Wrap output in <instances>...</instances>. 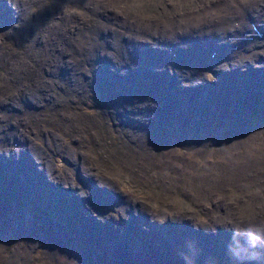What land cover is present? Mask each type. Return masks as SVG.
Here are the masks:
<instances>
[{"label":"bare ground","instance_id":"1","mask_svg":"<svg viewBox=\"0 0 264 264\" xmlns=\"http://www.w3.org/2000/svg\"><path fill=\"white\" fill-rule=\"evenodd\" d=\"M36 1L0 0V35L14 40L9 42L10 46L4 52L1 51L0 46V133L4 132V127H10L7 136L12 138L15 134L14 141L11 143L0 140V216L4 215V190L9 191L15 199L20 192H25L27 193L25 199L30 200L25 211L36 213L38 216L33 218L31 223H36L33 226L38 229L40 225H56L49 230L48 235H43V239L47 241H42L50 244L52 243L50 236L61 239L66 235L65 228L70 224H65L63 222L65 219L71 221L69 229L72 232H80L83 229L82 226L89 225L94 233L89 246L96 245L98 248L88 250L83 257L91 252H101L98 261L102 264V261L107 260L118 264H160L162 260L170 261L171 264H214L215 262L227 264L225 259L232 253L250 256L253 260L251 264H264V245L248 233L249 228L246 225L250 221L244 218L245 214L249 213L253 221L259 224V213L261 211L264 213V188L258 187L251 177H247L243 172L227 171L224 182L209 191L203 204L195 200L191 201L192 198L185 192H182L179 197H170L172 204L184 206L182 210L184 213L181 214L182 211L177 207L155 208L151 203L142 200L144 199L141 196L142 189H139L137 184H139L138 179L144 180L143 176L131 175L127 170L116 165L119 162L128 163L131 168L133 163L140 166L147 165L145 171L138 169V172H142V175L147 177L152 173L156 176L162 170L160 180L164 184L170 175H175L176 179H179L187 173L183 162L179 159L180 155L172 153L174 158H170L164 152L181 149L180 144L187 142L188 144L183 147L184 152L188 154L185 155L188 160L194 159L195 154L204 149L208 151L206 159H198L199 169L190 172L196 185H201L222 179L223 175L218 172L222 171L226 165L227 153V163H230L233 170L241 167L239 162H242L245 154L248 158L256 159L263 155L260 148L251 150L255 146L251 148L247 144L243 145L245 142L242 141L243 138L248 141L254 138L256 133L252 128L244 131L242 135H236L233 139L229 138L222 147L217 148H214L211 141L223 138V135H218L220 128L212 132L210 128L212 126L204 128V131L211 135L208 137L204 134L206 139L202 137L204 139L199 140L194 137L196 133L190 132V136L181 134L174 138L167 137L170 138L168 144L158 142L154 150V153L159 154L157 158L154 153L152 156L151 146L147 148L148 143L152 145L154 144L152 142L158 138L156 129L163 128L170 135L173 129H199L204 121L210 122L216 118L217 110L227 115L229 109H225L223 104L228 103L227 106H229L230 100L233 99L232 92L237 101L251 102V96L239 82L246 87L255 86V79L250 77L251 68L264 67V45L261 44L264 35L259 38L252 32L253 25L264 29L262 0H225L226 5L223 3L218 6L219 0H175L171 4H167L164 0H150L148 4L145 2L137 4V0H124L126 12L122 14L126 15L125 19L113 13L107 17L104 12L102 14L98 11L101 8L99 5L92 13L90 21H85L83 25H74V20L65 22L59 34L62 35L64 31L68 33L56 38L55 42L52 41V37L44 36L46 33L56 32L51 28L57 29L48 19H44L41 25L37 19L30 21L35 18L32 13L26 16L25 22L20 18L22 9L29 8V5L40 18L45 17L41 13L51 5L52 0ZM21 4L23 5L20 6ZM58 8L61 9V7ZM63 9L65 8L62 7L60 15L58 14L55 20L51 21L60 22L62 15L68 11L67 8L66 11ZM166 9L187 10V12L159 15L160 11L164 13ZM201 9H205L206 12ZM245 10H247L246 13H244ZM27 12L28 9L26 15ZM84 15L85 13L81 16ZM115 20L123 22V26H118L122 29L120 33L107 28V25ZM213 32H219V34L214 35ZM42 38L49 42L43 44ZM146 39H148L147 42ZM69 42L71 45L68 46ZM162 44L169 52L166 53ZM106 45L111 50L112 58L104 51ZM20 48L23 50V55L16 58L14 62L25 64V67L19 69L29 67L26 64L32 65L30 60H33L41 70L38 73L32 65L34 78L29 79L28 82L31 84L30 95L34 96L25 106L16 102L15 96L9 95V90L1 86L3 75L9 69L6 66L9 64L8 58L18 53L17 49ZM242 48L244 50L240 52ZM66 50L67 54H65ZM205 52H208V56L204 54ZM216 53L221 54V61H218L219 58L216 59ZM2 56L6 58L1 59ZM127 57H136L152 64L146 65L140 62L143 64L142 69L133 67V64L125 69L118 68L117 64ZM180 58L179 67L182 68L180 77L171 78L167 73H172L170 68H173V65V71H175L177 65L175 60ZM194 60L197 61L200 71L194 69ZM199 60H206L212 65ZM250 61L258 66H251ZM226 64H233L229 70L235 72L239 82L213 67L214 65L219 70L227 71L224 68ZM240 65L244 66L240 67ZM167 66L168 70L164 73L163 69L166 70ZM206 68L213 70L215 74L213 78L206 76V70L204 71ZM39 76L44 78L49 87L47 90ZM221 76L231 81H222ZM132 77L136 80L134 83L131 80ZM106 82H109L110 89H106ZM161 82L163 86L160 85ZM18 86L15 84V87ZM233 87L238 90V93L234 92ZM128 91L139 95L136 102H124L119 98L120 95L126 99ZM145 95L149 97L141 100ZM190 98L198 101L193 108L188 106ZM7 99L10 100L11 108L14 110H17L16 107L20 105V111L15 113V111L6 110L4 103ZM101 99L104 100L103 107L100 104ZM237 101L234 100V102ZM111 102H117L116 105L120 107V110L114 109L110 105ZM145 104L163 108L166 111L162 115L174 113L172 116L169 115V120H174L175 125L168 128L172 122L162 119L161 125H158L157 115L152 110L147 111V116H144L146 110L140 107ZM65 105L69 113L62 111ZM125 107H128L130 111L132 109L136 111L131 119L128 118V110ZM77 108L79 112H76ZM200 108L201 113H199ZM103 109L107 111L104 113L103 120H106L109 128L108 135L104 133L105 127L101 124L99 126L97 122L102 118ZM21 111L25 114L22 115ZM85 114L88 116L83 120ZM164 118L167 119V116ZM115 119L119 120L121 125L117 124ZM76 121L80 123V128L89 132L88 142L81 140L80 136L76 138L74 132L72 134L75 140L74 138L70 140L71 135L68 132L79 125ZM262 127L264 132L263 124ZM53 128L65 132L61 135L60 142L70 140L66 146L61 145L56 148L57 132H53ZM123 129L129 141L140 142L139 145L129 144L137 148L139 152L133 155L121 154L118 149H114L116 141L110 137L109 131L117 134L123 132ZM93 132L97 134L94 135ZM96 136H99V142L91 146L90 141ZM78 142L83 147L79 146ZM105 142L108 148L105 151L107 153L105 159L102 160L104 154H100L96 149H100L98 146ZM170 144H174L175 147L169 146ZM251 144L253 145L252 142ZM46 148L49 151H46ZM82 148L84 154L79 155ZM220 150L226 153L224 158H213L212 152ZM239 150H244V153L239 154ZM128 158L131 159L132 164L129 163ZM207 160L216 161V167L209 165ZM105 162L108 164L105 165ZM109 164L111 165L108 166ZM112 165L115 167L112 168ZM63 170L66 171L63 173ZM79 170L83 171V176L80 174L81 178L75 175L79 174ZM104 171L110 175V178L103 176ZM67 172H71L70 179ZM113 175L126 179L123 182L115 180L117 192L113 190L115 192L113 193L105 188L91 186L103 180L107 181L112 188L114 187L111 180ZM147 177L144 180L146 182ZM152 177L151 175L149 178L150 182ZM71 181L75 184L72 185ZM188 184L193 185L191 181H188L186 185ZM236 185L241 188L236 189ZM185 188L186 186L181 191ZM84 189L88 190L89 199L80 194L84 193ZM77 198H81L82 202L74 208ZM210 208H216L217 211H211ZM115 210L116 215L112 218L115 219L116 226H107L111 222L110 214ZM78 214L81 216L80 220H77ZM23 218V216L16 218L15 225L8 234L9 239L20 236L17 229L19 224L25 229L29 228L28 225L21 223ZM155 218L159 220L155 221ZM81 220L84 221L81 222ZM27 221H30V218H27ZM261 230L257 228L255 232L264 241V230L262 232ZM2 236L0 222V240ZM242 237L245 240L240 244L238 238L242 239ZM245 241L249 244L246 247ZM104 243L108 244L101 246ZM34 247L36 251L47 250V247H42V244ZM253 249L259 252L261 260L258 259V255H255ZM18 250L16 257L11 256L7 261L9 264H18L21 260V253ZM107 255L110 256L107 257ZM104 257L106 259H103ZM230 264H239V262L232 259Z\"/></svg>","mask_w":264,"mask_h":264},{"label":"rangeland","instance_id":"2","mask_svg":"<svg viewBox=\"0 0 264 264\" xmlns=\"http://www.w3.org/2000/svg\"><path fill=\"white\" fill-rule=\"evenodd\" d=\"M19 1L22 2V0H19ZM33 1L37 2L36 0H33ZM154 1H159V0H154ZM164 1L167 4H171V2L175 1V0H164ZM142 2H145L146 4H148L150 2V0H137V4L142 3ZM225 2H226L225 0H219V1H217V6L220 5V4H223V3L225 4ZM262 2L264 4V0H262ZM42 4L43 3H41V5ZM22 5L23 4H21L20 6H22ZM99 5H100L101 8H100V10L98 9V11H100L102 14L104 12V14L107 15V17H110L109 14L113 13L116 16H119L121 19H125L126 18V15L122 14V12H126L125 11V6H124V0H99V1L98 0H52L51 5L47 6V8L45 10H43L42 13H41L42 16L43 15L45 16L43 19L40 18L39 15H37V12H34L33 10H31L30 5H29V8L22 9V13L20 14V18H21V20H24V22H25L26 16L28 17V14L32 13V14L35 15V18L30 19V21L32 22V21L37 19L38 22L41 25H43L44 19H48V21L50 23L54 24L57 29H55V27L51 28V29H53L56 32L55 33H46L44 36H48V38L52 37L53 38L52 41L55 42L56 38L63 37V36H65L68 33L67 31H64L62 35L59 34L61 32L62 27L65 24V22L74 20V22H73L74 25L75 24H77V25L82 24L83 25V23L85 21H90V17L92 15V13L94 11H96L95 9H97ZM58 7H61V9H59ZM62 7L65 8V9L66 8L68 9V11L65 14L62 15V17H63L62 20L60 22L56 20V23H55V21H51L52 19L55 20L57 15L60 13V10H62ZM240 7H241V5H240ZM27 9H28V12H27V15H26ZM65 9H63V10H65ZM201 10L205 11V9H201ZM246 11L247 10H245L244 13H246ZM181 12H187V10L166 9V11L164 13L162 11H160L159 15H164V14L174 15V14H179ZM212 12H214V11H212ZM83 13H85V15L81 16ZM154 15H156V13H154ZM33 24L35 25L36 23H33ZM14 25H16V24H14ZM118 26H123V22L115 20L113 22L111 21L107 25V28L110 29V30H114L115 33H120L122 31V29H120ZM248 28H250V23H248ZM213 33H214V35H216L217 33L219 34V32H213ZM0 37H2L0 39V46L2 47L1 51L3 50V52H4V50L5 51L8 50V47L10 46L9 42L10 41H14V40L11 37H4L2 35H0ZM147 41H148V39H146V42ZM48 42H49L48 40H45V38H42V43L43 44H47ZM167 44L170 45V43H167ZM261 44L264 45V40H262ZM69 45H71V42L68 43V46ZM68 46H67V48H68ZM162 47L164 48V44H162ZM164 49H165L166 53L169 52V51H167V47L166 46H165ZM168 50H169V48H168ZM243 50H244L243 48L240 49V52H243ZM17 51H18V53L14 54V55H11L8 58L9 64H6V66H8L9 69H7L6 74L3 75V83H2L1 86L5 90H9V95L15 96L16 102L21 103V104H23L25 106L27 102H31V99L34 96L32 94L30 95V93L32 92L31 89H30L31 88V84L28 82L29 79L34 78L33 66L37 69L38 73H40L41 70L39 69L36 61H33V60H30L33 66L31 64L30 65L26 64V66H29V67L24 68V69H19V68L25 67L24 66L25 64H20V63H15L14 62L16 58H18V57L23 55L22 48L17 49ZM104 51H106L108 56H111V58H112L111 50L108 48L107 45L105 46ZM67 53H68V51L66 50L65 54H67ZM204 54L206 56H208V52H205ZM187 56L190 57V55H187ZM5 58H6L5 56L1 57V59H5ZM75 58L78 59V57H75ZM25 59H28V57H25ZM216 59H218V61H221L222 60L221 59V54L216 53ZM195 60L193 62V65H194V69L196 70V69H198V67H197V61H195ZM82 61H83V59L80 60V63ZM175 61L177 62V65L175 67V71H173V69H174V65H173V68H170V71L172 73H169V72L167 73V74L170 75L171 78L172 77L179 78L180 74H181V71H182V68L179 67V64L181 62V58L179 60L177 59ZM199 61H204L205 63H207L209 65H212L209 62H207L206 60H199ZM140 62L141 63H145L146 65L152 64L151 62H145L144 60H141V59L136 58V57H131V58L127 57V59L121 60L119 62L120 64H117V66L120 69H125V68H128L130 64H133V67H137L139 69H142L143 64H141ZM232 65L233 64H230V65L226 64V66H224V68L227 69V71L219 70V68L217 66H214V65H213V67L216 68L220 73H226L229 76L233 77L237 82H239L237 77H235L236 76L235 72H233L232 70H229ZM250 65L251 66H258V64L253 63L252 61H250ZM241 66H244V65H240V67ZM167 70H168V66L166 67V70L163 69V72L166 73ZM251 70L252 71L250 72V77L255 79V86L246 87V86H243L239 82L241 87L243 89H245L249 93V95L251 96V102L250 103H247V102L244 103V102H241L239 100L237 101V98L234 96V94H232L233 93L232 92L231 95L233 96V99L230 100L229 106H227L228 103L223 104V107L225 109H229V112L227 113V115H224L223 112L217 110V112L215 114L216 118L214 120L210 121V122L204 121L201 124L199 129H193V130H184L183 128H181V129H173V130L170 131V135H168L166 133V130H164L163 128H159V130L156 129L155 133L158 131V134H157L158 138L155 141L152 142L154 144L149 145V143H148V146H147V148L149 146H151L150 151L152 153V156H153L154 150L156 149L155 146L157 145L158 142L159 143L160 142H164V143L168 144V140L170 138L177 137V136H179L181 134H186L187 136H190V132H194V133H196V135H194V137H196L199 140L204 139L205 135L210 137L211 136L210 133L207 132V131H204V128L206 126H209V127L212 126V127H210L212 132L217 131L219 128L221 129V131H220V133H218V135H223V138H217L216 140L211 141L214 144V148L222 147L224 145V143L226 141H228L229 138L233 139L236 135H242V134L245 133L244 131H247L250 128H252L253 130H255V133H256V134H254V138H252L250 141H248V140L243 138L242 141L243 140L245 141V142H243V145L246 146V144H247L251 148L253 146H255L251 150H259L258 148H260L262 150L261 153L264 155V140H263L264 139V132H263V127H262V124L264 125V100H263V98H264V79H262V77H264V67H261V68H258V69L251 68ZM201 75L204 78L203 72L201 73ZM87 76L89 77L88 74H87ZM39 78L44 82V85H45L44 88H45V90H47L49 87L45 83L44 78L42 76H39ZM191 79H193L192 76H191ZM131 80H132L133 83L136 81V80H134L133 77H132ZM15 81H17V82H15ZM19 81H21V82H19ZM139 81H140V79L138 78V82ZM0 82H1V77H0ZM37 83L39 84V81H37ZM203 83L205 85L204 80H203ZM15 84L19 85V86L15 87ZM169 84H170V82H169ZM160 85L163 86V82H161ZM207 85L211 86L210 84H207ZM12 86H13V88H11ZM25 87H27V88L29 87V88L27 89ZM106 89H110L109 82H106ZM137 97H139V95L135 94L133 91H128L127 92L126 99H124L123 97H121L119 95V98L121 100H123L124 102H136L137 101ZM148 97L149 96L145 95V96H143V98H141V100L147 99ZM234 100H236L237 102H234ZM101 101H102V103H101ZM101 101H100V104L103 107L104 106V103H103L104 100L101 99ZM232 102H234V103H232ZM10 103L11 102H10L9 99H7L6 102L4 103L6 110H8L10 112L15 111V113L20 111L19 110L20 109V105H18L16 107L17 110H14V109L11 108V104ZM116 103L117 102H111L110 105L113 106L114 109L119 111L120 107L118 105H116ZM197 103H198V101L196 99H194V98H190L188 100V106L191 107V108L195 107L197 105ZM125 108L128 110L127 111L128 118L131 119L136 111H133V109H132V111H130L128 109V107H125ZM140 108L146 110L145 113H144V116H147V111H149V110L154 111L155 115H157L156 119H157V124L158 125H161L160 124V123H162L161 119L163 121H167L168 120V121L172 122V125H169L170 127L167 126L168 128H171L172 126L175 125V123H174L175 121L174 120H169V115L172 116V114H174V113H170L169 111H167V112H169V114L167 113V114L162 115L164 113V111H166V110H164L163 108H161V109L160 108H156V107H154L151 104L142 105ZM62 111L69 113V111H67V105L63 106ZM76 112H79L78 108L76 109ZM106 112L107 111L104 110V109L101 111L102 118H101V120H98V116H97V120H98L97 122H99V126L101 124V125H103L105 127L104 133H105V135H108L109 128L106 125V120H103L104 113H106ZM201 112H202V110L200 108L199 113H201ZM20 113L22 115L25 114L22 111ZM11 116H12V114H11ZM87 116H88V114H85L83 120L86 119ZM165 116H167V119L164 118ZM252 121H253V123H252ZM115 122L117 124L121 125V122L119 120L115 119ZM11 123H13V122H11ZM78 124L79 125L77 127H73L68 132L71 135L70 136V140H71V138L72 139L74 138V140H75V136H76V138H78L80 136L79 138L81 140H83L85 142H88V140H89V132L87 130H83L82 127L80 128V123H78ZM9 128L10 127H8V128L4 127V129H3L4 132L0 133V140L3 141V142H6V143H11V142L14 141V135L15 134L13 135L12 138L7 136V131H8ZM240 129H242V130H240ZM52 130H53V132H57L56 148H58V146H61V145L66 146V144L70 140L68 142H66L64 140H61V142H60L61 135L63 133H65V132H60V129H58V128H53ZM72 132H74L75 136L72 134ZM93 134L96 135L97 133L93 132ZM109 134H110V137H112V139L116 141V146L114 147V149H118L121 154L122 153H126V154H132L133 155L134 153L139 152L137 150V148H134L133 146H130L129 144L133 143L135 145H139L140 142L138 140L129 141L127 139L128 135L125 134V129H123V132H118L117 134L111 133L109 131ZM257 134H258V136H257ZM169 136H172V137L167 138ZM202 137H204V138H202ZM98 138H99V136L94 137V139L92 141H90V145L91 146L96 145L99 142ZM164 139H165V141H164ZM50 142H52V140H50ZM251 142L253 143V145L251 144ZM110 143L111 142H109V144ZM185 144H188V143L187 142L181 143L180 144V148L181 149H179V148L171 149V150L165 151L164 154L166 156L170 157V158H174L172 153L180 155L179 159L183 162L184 169L187 170V173L184 176H181V178H179V179H176L175 175H170L169 178L166 179V181H164V184L160 180V177H162L161 176V174L163 172L162 170L159 171L158 175H156V176L153 175V173H152V174L148 175V177H147L146 175H142L143 174L142 172H138V169H142V170L145 171V169L148 166L147 165L140 166V165H138L136 163H133L131 161V159H129V158H128V161L131 164L133 163V168H131L130 164H128V163H120L119 162V163H116V165L119 168H121V169L127 170L128 172H130L131 175L138 174L140 176H143L144 180L147 177V182L142 180V179H138L137 178L138 182H139V184H137V187L139 189H142V195L141 196L144 198L142 200H145V201L151 203L152 206L155 207V208H169V209H172V208L177 207V209L182 211L183 208H184L183 205H181V206L174 205L169 200V198L172 197V196L179 197L182 192H185L188 196H190L192 198L191 201L195 200L199 204H203L205 202V199H206L209 191L212 190V189L217 188L220 184H222L224 182L226 174H227V171H231L232 173L233 172H235V173L243 172L247 177H251L258 187H263L264 188V156L262 154H261L262 156H260L257 159L256 158H248L246 156V154H245V157L242 159V162H239L241 164L237 163V164L241 165V167H243V168H241L239 166L238 168L233 170L230 167V165H229L230 163H227V158H228V153H227V157H226V160H225L226 165L223 167L222 171L218 172L219 174L223 175L222 179H217V180H215L213 182H205V183H203L201 185H196V181L194 179H192V177L190 176V172L199 169V164L197 163V161H198V159H206L208 157V156H206V152H208V151L204 149L201 152L195 154L194 159L188 160V159L185 158V155H188L186 152H184L185 148L183 146ZM78 145L83 147V145L80 144L79 142H78ZM111 146H112V143H111ZM169 146L175 147L174 144H170ZM256 147H258V148H256ZM98 148H100V149H96V150L100 154H102V155L104 154L102 156V160H104L105 156L107 154L105 152L106 149L108 148L107 143L106 142L103 143L102 145L98 146ZM147 148H145V150ZM46 151H49V149L46 148ZM243 153H244V150H239V154H243ZM16 154H18L17 151H16ZM65 154H68V153H65ZM83 154H84V151H83V148H82V151H81V153L79 155H83ZM154 155H155L156 158L159 156L158 153H154ZM211 155L215 159H217V158L218 159H223L224 156L226 155V153L223 150H220L219 152H214L213 151ZM252 160H254V161H252ZM256 161H257V163H256ZM88 163H90V161H88ZM207 163L209 165H213V167H216V165H217L216 161L214 162V161H208L207 160ZM107 164L108 163L105 162V165H107ZM110 165L111 164H109L108 166H110ZM114 167H115V165H112V168H114ZM207 169H209V168H207ZM65 171L66 170H63V173ZM135 171H137V172H135ZM78 172H79V174H75V173L74 174L78 175L79 178H81L80 174H81V176H83V171L79 170ZM70 173L71 172L68 173V177L70 176ZM151 175L153 176L152 178L154 180L152 179L151 182H150L149 178H150ZM103 176H106L107 178H110V175L107 174L105 171L103 172ZM133 177L136 178V176H133ZM69 179H70V177H69ZM111 180H112L113 185H114V187L112 186L113 189L107 183V181H103V180L102 181H98V182L95 183V185H91V186H98L100 188H105V189L115 193V192H117L115 190V189H117L115 180L123 182L126 179H122L121 177H119L117 175L116 176L113 175L111 177ZM188 181H191L193 183V185L192 184L186 185ZM68 183H69V180H68ZM73 184H75V182H72V185ZM185 186H186L185 190L181 191ZM235 188L236 189H240L241 187L239 185H236ZM250 190H252V187H250ZM87 191H88L87 189H84V193H80V194L82 196H85V198L89 199ZM26 196H27V193L20 192L17 195V198L15 199V198L12 197V195H11V193L9 191L4 190V193H3V197H4V207H3L4 208V215L0 216V218H1L0 222L2 224L3 236H2V239L0 241H3L4 239H7V240H6V242L0 243V264H9L7 261L11 258V256L13 258L16 257L15 255H16L18 249H19L18 251L21 253V260H19L18 264H102L101 261H98L100 259V257H101L100 256L101 252L100 253L99 252L98 253L91 252L86 257H83L84 255H86V252L88 250L97 249L98 248L96 245H94L93 247L89 246V243L92 241V235L94 234L92 229H91V227L89 225L82 226L83 229L80 232H72L69 229V226H71V221H67L65 219L63 222L65 224L66 223L70 224L69 226H66V228H65V231L67 232L66 235H64L61 239H57V238H55L53 236H50V239H52V243H50V244L42 241V240H45V239H43V235H45V236L48 235L49 230H51L52 228H55L56 225H40V228H38V229L35 228L33 225H36V223H31V222H33V218H37L38 216L36 215V213L25 211V207L28 206L29 203H30L29 199H25ZM80 202H82V199L81 198H77L76 199V205L74 206V208H76L77 205ZM184 205H186V204H184ZM210 210L211 211H217L216 208H210ZM183 213L184 212L182 211L181 214H183ZM197 213L204 214L202 212H197ZM259 214L261 215V216L259 215V221H260V223L263 222L261 224L260 223L258 224V222L255 223L249 213H246L245 214L246 216L244 218L246 220L250 221V223L248 225H246L249 228V230H248L249 232L248 231L247 232L251 236H253L254 238L259 239L260 242L264 245V241L259 237L260 235L255 232V230L257 228H259V230H261V228H262L261 232L264 230V213L261 211ZM110 215H111V217H110L111 218V222L107 226H116L115 219L112 218V217H114V215H116V210ZM20 216L24 217L23 221L21 223L23 225H28L29 228L25 229L23 226H21L19 224L17 229H18V232H19L20 236L11 240V239H9L8 234H9L10 230L13 228V226L15 225L16 218L19 219ZM192 217H194V216H192ZM27 218H30V221H27ZM78 219L79 220L81 219L80 214H78V216H77V220ZM156 220H159V219L155 218V221ZM83 221L84 220H81V222H83ZM127 224H128V221H127ZM249 225H250V227H249ZM241 234L247 235L245 233H241ZM247 236H249V235H247ZM238 240H239V243L241 244L242 242H244L245 239L242 237V239L238 238ZM45 241H47V240H45ZM39 244H42V247L46 246L47 250L45 252H43L41 250L40 251H36L34 246L35 245H39ZM106 244H108V243H104L101 246H104ZM248 245H249L248 242L245 241L244 246L246 247ZM14 248H16V249H14ZM251 248H253V247H251ZM13 249H14V251H12ZM99 251H101V250L99 249ZM253 252L255 253V255L259 254V252L256 249H253ZM25 254H26V256H25ZM259 255L257 257H258V259L261 260L262 257H260ZM109 256L110 255H107V257H109ZM213 257H214V255H213ZM103 259H106V257H104ZM232 259H234L235 262H239V264H251V262L253 261L252 258L250 256L246 255V254H242L241 253L240 255H238V254L232 253L231 256H229V257H227L225 259V263L230 264V260H232ZM102 262H103V264H118V263H113L112 260H110V261L107 260V261H102ZM221 263H223V262H221ZM160 264H171V263H170V261L162 260ZM214 264H216V262Z\"/></svg>","mask_w":264,"mask_h":264}]
</instances>
